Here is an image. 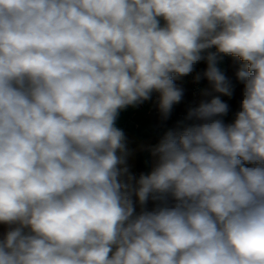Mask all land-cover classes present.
Returning <instances> with one entry per match:
<instances>
[{
  "label": "clouds",
  "instance_id": "clouds-1",
  "mask_svg": "<svg viewBox=\"0 0 264 264\" xmlns=\"http://www.w3.org/2000/svg\"><path fill=\"white\" fill-rule=\"evenodd\" d=\"M193 73L137 176L120 113ZM0 225V264H264V0H0Z\"/></svg>",
  "mask_w": 264,
  "mask_h": 264
},
{
  "label": "crops",
  "instance_id": "crops-1",
  "mask_svg": "<svg viewBox=\"0 0 264 264\" xmlns=\"http://www.w3.org/2000/svg\"><path fill=\"white\" fill-rule=\"evenodd\" d=\"M134 107H128L123 110L117 120V126L124 130L128 138V147L132 152L128 163L131 171L136 174L138 168H142L144 172L151 169L152 160L149 151L150 146H154L152 139L155 134H161L167 131L169 124L165 128L159 127V123H155L144 113H137L133 116ZM5 230L0 225V233Z\"/></svg>",
  "mask_w": 264,
  "mask_h": 264
},
{
  "label": "trees",
  "instance_id": "trees-1",
  "mask_svg": "<svg viewBox=\"0 0 264 264\" xmlns=\"http://www.w3.org/2000/svg\"><path fill=\"white\" fill-rule=\"evenodd\" d=\"M224 64H225V69L227 71V74L233 78V81L236 85L233 97L229 99L228 97L222 96L221 98L226 101L230 105V111L233 110H239V102L242 99V90H243V85L237 81H235L234 73L235 71L243 66V62L240 61L238 58L232 57V56H225L224 57ZM206 65L201 62L196 66V71H200L203 68H205ZM176 84L179 87H182L184 89V97L183 100L180 104L176 105L175 107L177 109H184L188 102L190 101L191 98V92L193 88V82L189 79L188 76L181 77L176 80ZM198 85V92L196 95V101L197 105L201 100H207L210 99L212 95H218L217 93L212 92L211 87L205 80H201L200 82H196ZM229 111V112H230ZM155 123H160V118H151ZM177 126H169L168 129H175ZM167 129V130H168ZM164 133L161 134H155L152 142L153 144H157L159 140L164 136ZM152 207V204H149V208Z\"/></svg>",
  "mask_w": 264,
  "mask_h": 264
},
{
  "label": "built area",
  "instance_id": "built-area-1",
  "mask_svg": "<svg viewBox=\"0 0 264 264\" xmlns=\"http://www.w3.org/2000/svg\"><path fill=\"white\" fill-rule=\"evenodd\" d=\"M213 51H214V49H213ZM223 62H224V60H223ZM194 75H195V73L188 75L189 79L193 82V88H192V92H191L190 101L188 102L187 106L184 109H177L176 107H174L173 113H172L170 119L167 121L169 126H177V121H179L183 118V116L186 114L187 108L189 106H196L197 105L196 95L198 92V85L194 81ZM157 95L158 94L154 93L151 100L145 101L143 104H141L138 107H134L133 116L136 115L137 113L141 112V113H144L145 115L152 117V118H160L158 106L156 103ZM141 172H144V170L142 168H138L136 171V175L138 176Z\"/></svg>",
  "mask_w": 264,
  "mask_h": 264
},
{
  "label": "rangeland",
  "instance_id": "rangeland-1",
  "mask_svg": "<svg viewBox=\"0 0 264 264\" xmlns=\"http://www.w3.org/2000/svg\"><path fill=\"white\" fill-rule=\"evenodd\" d=\"M221 66H222L223 68H225V64H224V62H222ZM237 111H238V110L230 111V112L228 113V115H227L226 117H224V121H225V123H231V122H233V121H234V118H235V113H236ZM166 126H167V124H165V126L162 127V128H165Z\"/></svg>",
  "mask_w": 264,
  "mask_h": 264
}]
</instances>
